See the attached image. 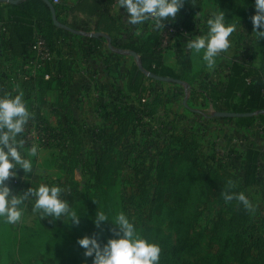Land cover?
<instances>
[{
	"label": "crops",
	"instance_id": "obj_1",
	"mask_svg": "<svg viewBox=\"0 0 264 264\" xmlns=\"http://www.w3.org/2000/svg\"><path fill=\"white\" fill-rule=\"evenodd\" d=\"M61 1L64 5L61 17L68 23L86 27L89 30L85 33L98 32L104 37L96 39L65 30V39L56 41L57 51L51 52L44 69L33 81L20 82L15 76L23 57L17 44L9 39V24L4 25L0 35V74L3 69L13 74L9 93L14 96L18 90L23 91L32 118L40 114L61 137L60 140L53 139L47 146H39L37 157L32 158L33 173L24 175L18 170L14 178H21L20 184L38 181L50 185L53 181L66 188L76 180L80 187L84 182L78 179V174L87 175L89 179L87 171L103 154L119 158L123 165L131 163L132 153H137L132 164L157 155L168 147L171 135L189 133L200 126L199 118L204 119L203 128L212 124L208 113L204 112V105L220 102L209 97L211 92L224 89L233 61L246 62L224 56L221 52L215 67L209 70L202 60V53L197 55L187 48L188 40L207 32V19L211 15L204 11V3L200 0H185L194 5V12L187 18L177 15L175 20L165 21L162 29L155 28L153 21L129 24L118 0H112L107 11L100 16L71 11L77 0ZM171 24L184 25L187 33L167 37L165 30ZM151 35L160 37L165 65L178 70L180 61L188 59L189 87L184 88L178 82L154 80L146 75L137 81L133 79L131 70L138 62L128 50L120 52V46H141ZM1 81L4 84L1 92L4 93L6 81ZM9 93L5 90V94ZM145 97L148 98L147 105L142 102ZM193 103L199 107H190ZM35 105L40 113H36ZM224 121L227 123L218 126L216 137L210 144L221 151L223 173H237L239 170L237 174L242 178L247 148L255 147L264 154L256 143L260 137L264 144V122L256 118L251 126L240 127L234 121ZM145 142L152 143L153 154L146 144L142 148ZM16 188L14 194H23L28 189ZM245 192L257 215L253 223L264 224V159L259 160L255 183L245 188ZM27 205V210L31 209V205ZM31 225L29 221L19 225L0 221V264L14 256V250L25 240L21 237L22 231ZM8 244L12 247L8 248Z\"/></svg>",
	"mask_w": 264,
	"mask_h": 264
},
{
	"label": "rangeland",
	"instance_id": "obj_2",
	"mask_svg": "<svg viewBox=\"0 0 264 264\" xmlns=\"http://www.w3.org/2000/svg\"><path fill=\"white\" fill-rule=\"evenodd\" d=\"M200 2L204 3L203 9L208 15L212 16L222 10L226 13L227 22L237 23V30L229 37L231 46L223 51L224 56L245 60L249 64H255L264 69V40H256L251 22V17L256 11L255 0H200ZM12 75L5 69L1 71V79L6 81V84L3 88L4 93L1 92L0 96L5 94V90L10 92V82H12L10 77ZM15 76L17 77L16 72ZM192 105L190 107H199L194 103ZM204 108L206 109L204 112L208 113L207 116L211 119L212 124L203 128L204 119L199 118L200 126L189 131L192 132L190 137L198 143L201 154L209 155L212 153L214 155L215 153L218 158H221V151L216 150L214 145L210 143L216 137L219 130L218 126L227 122L224 121L226 119L221 120V118L214 116V113L228 111V109L216 102H211L210 105L206 103ZM261 140L260 137L257 138V147L264 151V144ZM146 142L142 144V148L147 145L150 154H153L154 149L151 148L153 141L149 144ZM155 146L160 147V145ZM136 154H131V163L129 164L122 165L119 158L116 163H113L116 164L111 175L114 180L106 184L103 183L106 185L104 191L100 192L97 184L89 189V192L95 196L89 201L91 203L89 208H84L80 204L83 202L86 207L85 203L89 199L80 198L73 201L71 195H64L72 207L80 215H83L79 225L43 217L39 212L32 211L34 199L26 201L21 221L16 224L29 221L32 225L22 231L21 237L25 240L21 246L14 250V256L1 264H46L43 261H51L47 264H85V262L91 264L92 258L84 256L85 250L78 245L77 241L85 235H95L103 244L106 243L107 239L113 237V232L109 230L112 227L110 222L104 223L100 229L96 228L92 222L96 212L101 210L110 217L124 213L136 226L143 238L160 246V254L175 251L177 258L182 262L197 264L203 255L206 241L217 226L218 218L222 214L221 203L223 198L220 192L203 189L201 170L195 171L193 177L183 173L185 168L182 166L174 169V171L161 174L157 168L160 159L151 162V156H148L147 160L132 164ZM172 161L171 159L168 165L166 163L168 170ZM163 166L165 167L164 164ZM218 170L223 172L221 171L222 167ZM238 171L237 173H239ZM78 179L85 183L88 176L78 174ZM88 181L86 183L94 181V178L89 177ZM41 183L38 181L33 183L22 182L16 189L19 190L22 186L26 188L29 186L37 187ZM84 183L80 186L81 189H83ZM50 185L60 186L59 183L55 184L53 181ZM17 195L22 194L17 192ZM246 197L248 198L249 195ZM248 199L250 201V198ZM27 204L31 205V209L28 208L29 210H27ZM255 216L257 215L252 209L251 211L248 210L247 221L249 225L256 219ZM85 221L89 222L85 224ZM83 224L84 226H82ZM53 228L57 230L52 231Z\"/></svg>",
	"mask_w": 264,
	"mask_h": 264
},
{
	"label": "trees",
	"instance_id": "obj_3",
	"mask_svg": "<svg viewBox=\"0 0 264 264\" xmlns=\"http://www.w3.org/2000/svg\"><path fill=\"white\" fill-rule=\"evenodd\" d=\"M111 2L112 0H77L71 11L82 12L88 16H100L107 11V6ZM53 6L59 21L74 30L83 32L89 30L86 27L68 23L61 17V12L64 8L61 0L58 4H53ZM193 12L194 5L185 1L184 7L178 15L187 18ZM0 23L3 25L9 24V39H12L17 44L22 57L29 54L32 38L36 32L45 38L51 52L57 51L55 48L56 41L65 39V30L53 24L51 10L44 0H19L14 3L0 0ZM103 37L104 34L99 33L96 39ZM160 44V37L151 35L141 46L132 44L120 46V52H123V49L135 52L139 57L138 65L144 71L166 77L168 79L166 82L169 83H176L177 80H180L184 88L189 87L188 59L180 61V69H172L163 62ZM138 65L133 66L131 70L135 81L145 76V73L139 69ZM209 97L218 100L228 111L253 113V115L236 118L220 117L234 121L237 126L249 127L256 118L264 122V69L244 61H233L229 66L224 89L222 91L213 90ZM144 103L147 105V102ZM38 117L45 124L46 130L53 139L58 138L60 140L61 137L57 130L50 127L41 116ZM191 133L179 136L171 135L168 147L157 153V155L151 156V162L159 159L160 161L163 160L157 164L160 173L165 174L167 171H174V169L182 166L185 168L183 173L193 177L195 171L201 170L200 173H203V177L200 175L203 189L218 191L222 198L225 191L242 192L246 196L245 188L255 183L258 163L260 159H264V154L255 147H249L245 153V168L242 178L233 173L224 174L222 172V174L218 170V168L222 167L221 158H218L215 153L214 155L212 153H209V155L201 154L198 149V143L190 137ZM171 159L173 161L169 164L171 167L168 170L166 163L168 165ZM117 160L112 158L111 155L103 154L96 159L94 167L87 171L90 177L94 178V181L85 182L83 189H81L78 181L74 180L68 187L64 188V195H71L73 201L80 198L89 199L85 203L86 207L83 202L80 203L84 208H89L91 205L89 201L95 197L89 192V189L97 184L99 185L98 190L100 192L104 191L106 185H103V183L106 184L114 180L111 175L114 172L112 170L113 167L116 166L113 163H116ZM162 166L163 168L160 169ZM175 173L178 174V172ZM15 179L17 178L10 177L6 181L12 190L16 187L13 183ZM229 181H231V186H229ZM19 185L20 183L17 186ZM221 206L222 214L218 218V224L206 241L203 255L197 264H264V224L257 225L252 222L249 225L247 221L248 210L236 199L225 202L223 198ZM88 222L85 221V224ZM56 230V228H53L52 231ZM7 246L11 248L12 244ZM249 252H251V255H249ZM43 262L46 264L51 263V261ZM159 264L188 263L182 262L177 258L176 252L172 251L161 253Z\"/></svg>",
	"mask_w": 264,
	"mask_h": 264
},
{
	"label": "clouds",
	"instance_id": "obj_4",
	"mask_svg": "<svg viewBox=\"0 0 264 264\" xmlns=\"http://www.w3.org/2000/svg\"><path fill=\"white\" fill-rule=\"evenodd\" d=\"M184 4L185 0H118V6L125 10L129 24L153 21L157 29H162L165 21L175 20ZM254 7L256 11L251 17L253 31L257 41L264 40V0H255ZM236 30L237 23L227 22L226 13L221 10L207 19L206 34L188 40L186 46L197 55L202 53V60L211 70L219 54L230 48L229 37ZM31 118L23 91L18 90L14 96L10 93L0 96V221L7 225L20 222L25 202L34 199L33 212L79 225L83 215L64 198L65 189L61 186L41 183L17 195L6 183L10 177L17 176L18 170L24 175L34 171L32 158L37 157L39 145L32 144L30 148H25V142L20 138ZM223 198L225 202L238 200L246 210L252 208L242 192L225 191ZM92 222L98 229L110 222L112 227L109 230L113 232V237L103 244L95 235L78 239V245L85 250L84 256L92 258L91 264H159L160 246L143 238L124 213L110 217L102 210L97 211Z\"/></svg>",
	"mask_w": 264,
	"mask_h": 264
},
{
	"label": "built area",
	"instance_id": "obj_5",
	"mask_svg": "<svg viewBox=\"0 0 264 264\" xmlns=\"http://www.w3.org/2000/svg\"><path fill=\"white\" fill-rule=\"evenodd\" d=\"M52 4H58L60 0H50ZM4 25L0 23V35L3 31ZM166 36L172 34L184 35L187 33V28L184 25H169L166 30ZM51 55L49 46L45 38L40 33H34L29 54L22 58L20 65L17 70V79L20 82L33 81L34 78L39 75L42 69H44L46 63L48 62ZM45 78H49V75L43 73ZM2 81L0 78V93ZM148 98H143L142 102H147ZM36 113H40L35 105ZM40 114L35 115L31 118L28 124L24 128V132L21 134L20 138L24 140L25 146L38 144L40 147L47 146L53 137L46 130L45 124L42 123L38 118ZM21 182V179L17 178L13 183L17 186ZM16 188V187H15Z\"/></svg>",
	"mask_w": 264,
	"mask_h": 264
},
{
	"label": "water",
	"instance_id": "obj_6",
	"mask_svg": "<svg viewBox=\"0 0 264 264\" xmlns=\"http://www.w3.org/2000/svg\"><path fill=\"white\" fill-rule=\"evenodd\" d=\"M6 2H9V3H14V2H17L19 0H4ZM50 10H51V14H52V21H53V24L56 26V27H59V28H62L64 30H67V31H70V32H73V33H78V34H86L88 35L89 37H96L97 34H99L98 32H91V33H85L83 31H80V30H74L72 29L71 27H69L68 25L64 24L63 22L59 21L56 17V14H55V9H54V6L53 4L51 3L50 0H44ZM129 54H131L135 60L138 62L139 60V57L138 55L133 52V51H128ZM139 66V69L145 73V75L151 79H154V80H158V81H167L168 79L166 77H162V76H159V75H155L153 73H150V72H146L144 71L140 65ZM176 82L178 83H181L180 80H177ZM216 116H219V117H223V118H236V117H241V116H249V115H253V113H235V112H231V111H221V112H216L215 113Z\"/></svg>",
	"mask_w": 264,
	"mask_h": 264
}]
</instances>
